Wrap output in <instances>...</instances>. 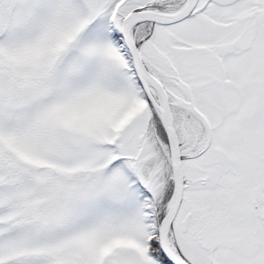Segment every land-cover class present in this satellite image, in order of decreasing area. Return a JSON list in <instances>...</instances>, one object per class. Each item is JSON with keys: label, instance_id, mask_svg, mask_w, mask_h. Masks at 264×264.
Wrapping results in <instances>:
<instances>
[{"label": "snow or ice", "instance_id": "snow-or-ice-1", "mask_svg": "<svg viewBox=\"0 0 264 264\" xmlns=\"http://www.w3.org/2000/svg\"><path fill=\"white\" fill-rule=\"evenodd\" d=\"M0 264H264V0H0Z\"/></svg>", "mask_w": 264, "mask_h": 264}]
</instances>
